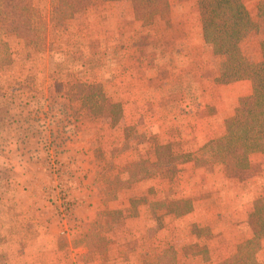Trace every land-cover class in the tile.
<instances>
[{
  "label": "rangeland",
  "instance_id": "rangeland-1",
  "mask_svg": "<svg viewBox=\"0 0 264 264\" xmlns=\"http://www.w3.org/2000/svg\"><path fill=\"white\" fill-rule=\"evenodd\" d=\"M255 2H250L252 14H256ZM207 3L208 0H170L167 13L155 21L144 22L136 19L131 0H91L85 9L59 21L50 16L49 0H33L38 13L47 22L45 42L34 47L17 35L8 34L9 51L1 57L0 264H7L2 253L7 236L2 230L7 218L6 193L14 187L25 189L20 175L24 170L44 176L38 188L59 234L82 243L87 248L86 260L95 256L92 264H224L222 261L236 251L237 244L248 239L245 238L247 233L258 227L256 218L251 216L253 202L258 199L264 203V198L247 202L249 212L245 229L229 226L225 230L226 237H238L234 241L231 238L232 242L225 248L232 251L226 252L228 256L223 258L221 233L213 234L191 219H175L182 214H170L171 230L166 232L168 213L161 212L188 210L192 205L193 197L186 195L184 187L181 189L179 180L185 170L182 165L178 171L136 179L138 169L149 173V166H142L141 160L153 158L157 145L170 144L175 151L184 154V160L193 158L188 161L196 167L208 169L213 164L203 162L200 148L187 151L181 139L160 143L165 136L157 137L152 131L138 127L147 125L151 118H141L142 122L136 126L132 116L125 115L138 86L135 78L151 76V84L140 85L146 92L163 91V85L157 83L166 78L173 79L178 86V82L192 81L182 63L191 59L188 46L196 44L195 33L202 32ZM256 20L255 27L261 28L263 24L260 21L256 24ZM155 62L158 67L150 69ZM178 69L184 73H179ZM186 88L197 92L199 86L187 84ZM191 92L192 100L186 107L193 102ZM175 96L181 98L179 94ZM146 105L144 103L142 109ZM162 107L167 108L165 104ZM169 113L165 111L158 118H169ZM95 140L98 143L92 156L96 173L105 186L103 201L122 196L120 204L123 205L114 210L101 206L93 222L85 227L81 225L77 232L79 224L75 212L81 200L75 192L82 187L78 179L84 174L81 163L93 162L90 156L81 157L78 153H85L86 145L89 146L86 150L91 151ZM74 141L83 142V145L74 147L72 152L75 153L63 158L62 153ZM37 143L41 150L32 155L36 158H28L21 170H13L11 158L25 155V149L28 155L32 148L36 151ZM15 144L22 150L15 149ZM128 152L133 159L125 165ZM116 155H122L119 162L125 166L114 167L110 158ZM22 160L20 157L18 162ZM128 166L133 176L128 173ZM14 176L18 178L16 182H12ZM150 178H156L155 185L147 187ZM141 180L144 182L140 183ZM29 183L34 185L35 182ZM111 195L114 197L108 198ZM115 238L121 241L115 244ZM263 240L255 254L257 264H264Z\"/></svg>",
  "mask_w": 264,
  "mask_h": 264
},
{
  "label": "crops",
  "instance_id": "crops-1",
  "mask_svg": "<svg viewBox=\"0 0 264 264\" xmlns=\"http://www.w3.org/2000/svg\"><path fill=\"white\" fill-rule=\"evenodd\" d=\"M252 1H256V14L250 12V2ZM257 3L258 0L247 2V8L251 16V27L240 42L243 55L251 62L261 60L260 40L264 33V15H258ZM254 20L257 21L256 24L260 21L263 26L261 28L255 27ZM254 29L258 31L253 32ZM195 34V39L197 37L195 42L197 43L188 46L191 59L182 63L186 65L187 70L185 73L189 74L192 81L190 80L188 83L183 80L184 82H178L180 84L178 86L173 79L166 78L157 83L163 85V91L149 90V92H146V89L140 85L151 84V78H149L151 76L137 77L134 83L138 86L135 85L137 87L133 91L134 96H131L132 100L127 105L128 108L125 109V115L132 116V119H134L132 122L136 126L142 122L141 118H151L147 125L142 127L140 124L138 127L147 132L152 131L157 137L165 136L166 139L164 140L162 137L159 140L160 143L181 139L185 147L189 149L187 151H196L209 140L222 135L225 130V120L234 114L240 98L252 92V82L249 79L236 80L230 83L219 82V78L222 76L221 65L224 56L214 53L212 46L203 40L201 32ZM153 67L157 68L158 62L149 66L150 69ZM170 68L174 70V66ZM181 68L184 67L181 66ZM178 70L179 73H184V71ZM171 84H173L172 87ZM187 84H197L199 89L197 92H194L193 89L189 90L186 88ZM190 91L193 94V102L191 101V105L186 107L190 104V99L192 100ZM176 94L181 95V98H176ZM142 101L149 107L146 105L142 109V106H144ZM164 104L167 107L166 109L162 107ZM180 107H183V109H180ZM165 111H170L169 118L165 119L164 116L158 118V115H162ZM157 118L158 120H156ZM186 119H189V121ZM144 122H146L145 119ZM12 126L14 127L15 124L13 123ZM76 141L72 142L71 146L68 147L69 149L62 153L63 158L75 153L72 152L74 147L83 145V142L80 144ZM97 143L96 140L94 144L92 143L93 145L90 146L91 151L86 150L89 147L86 145L85 153H78L81 157L90 156L89 158L93 159V162L85 160L81 163L84 174L78 179H81L80 184L82 187L78 189V192H75L81 200V204L75 212L79 224L76 228L77 232H80L81 225L85 227L93 222L101 206L104 205V209L114 210L123 205L120 204L122 196L106 203L103 201L104 192L102 190L105 189V186H103L101 176L96 173L95 158L92 156L93 148ZM40 146V143H37L35 146L37 150L34 151L32 148L29 155L26 153L28 150L25 149V155L11 158L12 169L19 171L18 169L21 170L22 166L27 163L28 158L34 160L36 157L32 155L40 153ZM14 148L21 149L17 147V144ZM107 153L108 151L105 153L106 156ZM129 154L131 152L125 154V165L133 159ZM20 157L23 160L18 162ZM121 157L122 155H116L110 158L117 169L124 165L123 162H119ZM181 165L185 169L182 179L179 180L181 189L184 187L186 195L191 196V199L193 197L190 203L192 205L188 210L168 209L161 212L168 213L165 224L169 226L166 232L168 233L171 230L170 214L172 212L182 214L181 217L175 219H191L192 222L198 223L201 227L210 229L213 234L221 233L220 235L224 238V241L220 244L224 246L223 252H225L222 257L225 258L228 256L226 252L232 251L230 249L226 250V245L232 242L231 238L234 241L238 237V235L233 237L228 235L226 237L225 230L229 226L233 227L231 229H245L249 212L247 202L255 198H264V152L255 151L250 153L249 164L246 168H237L231 157H227L223 162L211 164L208 169L204 166L196 167L192 161L184 162ZM20 175L25 189L14 187L6 193L5 199L7 218L2 230L7 236L2 253L5 255L7 264H81L85 261L86 264H92L95 256L89 258V261L86 260L87 248L82 243L75 242L73 238H62L59 234L53 217L43 204L42 195L38 188L40 182L44 180V176L42 177L40 174L37 176L26 170L20 172ZM201 178H203V183ZM17 179V176H14L12 182H16ZM155 180L156 178H150L147 187L155 185ZM29 182L35 183L33 185ZM143 182V180L140 181V183ZM12 185L14 186V183ZM196 198L198 199L194 200ZM140 217V219L143 218L142 213ZM125 225H127V222ZM127 227L130 228L131 225ZM253 230L247 233L245 238L252 237ZM114 240L116 241L115 244L121 241L119 238ZM115 257H117V254Z\"/></svg>",
  "mask_w": 264,
  "mask_h": 264
},
{
  "label": "trees",
  "instance_id": "trees-1",
  "mask_svg": "<svg viewBox=\"0 0 264 264\" xmlns=\"http://www.w3.org/2000/svg\"><path fill=\"white\" fill-rule=\"evenodd\" d=\"M50 16L59 21L69 14L85 9L91 0H49ZM249 0H208L206 18L201 30L205 43L210 44L214 53L224 56L221 83L249 79L252 92L241 97L234 114L225 120L224 133L209 140L200 148L204 163H219L231 157L237 168H246L249 154L264 152V33L260 40L261 60L249 61L242 53L240 42L251 27V16L247 8ZM136 19L152 22L168 12L170 0H131ZM258 15H264V0H258ZM47 22L33 4V0H0V66L1 57L7 54L8 34L23 38L28 45L39 47L45 42ZM154 157L141 160L142 166H149V173L138 169L137 180L148 175H164L177 170L189 157L183 159L181 152L170 144L157 145ZM193 157V156H192ZM129 174L130 166L127 167ZM134 179V180H136ZM114 195L109 196L112 198ZM251 216L258 227L252 237L237 244L236 251L222 263L257 264L255 254L261 248L264 238V203L255 200Z\"/></svg>",
  "mask_w": 264,
  "mask_h": 264
}]
</instances>
